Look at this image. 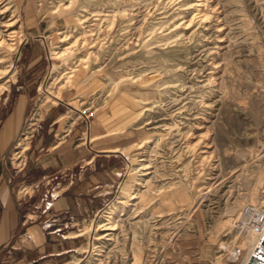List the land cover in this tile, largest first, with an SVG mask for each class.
I'll list each match as a JSON object with an SVG mask.
<instances>
[{
	"label": "rangeland",
	"instance_id": "374dc122",
	"mask_svg": "<svg viewBox=\"0 0 264 264\" xmlns=\"http://www.w3.org/2000/svg\"><path fill=\"white\" fill-rule=\"evenodd\" d=\"M0 10L1 28L18 33L14 50L0 49L9 70H0V107L11 81L26 77L21 45L44 53L9 157L14 172L58 99V140L75 119L87 135L94 119L134 142L117 149L127 155L107 203L58 231L74 254L41 264H166V247L190 237L226 264L220 244L236 236L244 206L264 201V0H3ZM44 184L18 185L17 196L25 225L49 230ZM110 220L115 229L102 230ZM36 232L14 238L23 247Z\"/></svg>",
	"mask_w": 264,
	"mask_h": 264
},
{
	"label": "crops",
	"instance_id": "0c3cea01",
	"mask_svg": "<svg viewBox=\"0 0 264 264\" xmlns=\"http://www.w3.org/2000/svg\"><path fill=\"white\" fill-rule=\"evenodd\" d=\"M19 56L26 77L11 81L0 107V262L5 259V264H41L47 256L74 254L75 241L65 239L69 237L58 231L67 228V224L72 225L69 229L73 228L107 203L126 159V150L134 142H124L120 132L108 134L94 119L87 135L83 133V123L75 119L58 140L53 130L59 122V118L55 119L59 113L57 103L63 102L58 99L43 112V128L26 148L24 170L14 172L9 160L13 143L34 100L35 83L45 70L41 47L21 45ZM119 147L126 150L118 151ZM36 181L45 182V190L52 191V204L42 212V219L49 221V230H42L39 223L25 225L22 220L27 204L18 200L17 187ZM42 195L43 191H38L31 200L35 202ZM23 229L37 232L28 235L20 247L23 244L14 238V233ZM186 239L188 243L180 238L166 247L161 257L166 264H214L211 244L200 246L197 238Z\"/></svg>",
	"mask_w": 264,
	"mask_h": 264
},
{
	"label": "built area",
	"instance_id": "2783aa9c",
	"mask_svg": "<svg viewBox=\"0 0 264 264\" xmlns=\"http://www.w3.org/2000/svg\"><path fill=\"white\" fill-rule=\"evenodd\" d=\"M239 222L236 236L224 246H219L217 256L226 264H264V201L247 204ZM249 232L251 244L244 249L240 241Z\"/></svg>",
	"mask_w": 264,
	"mask_h": 264
},
{
	"label": "bare ground",
	"instance_id": "6f19581e",
	"mask_svg": "<svg viewBox=\"0 0 264 264\" xmlns=\"http://www.w3.org/2000/svg\"><path fill=\"white\" fill-rule=\"evenodd\" d=\"M3 0H0V3L2 2ZM200 5V3H194L193 4V6H199ZM192 5H189L188 7H193ZM197 10H200L199 8L197 9ZM200 11H202V10H200ZM2 12V10H0V13ZM205 15H206V13L205 12H202L201 13V17L200 18H202V19H204L205 20ZM11 25H13V22H9V21H6V23H4L3 24V26H6V27H8V26H11ZM9 29H2L1 28V26H0V49H4V50H6L7 52H10V51H12V50H14V47H13V44H14V42H13V40H15L14 38H16L17 37V34L18 33H16V31L15 30H11V31H8ZM6 61V59L5 58H2L1 60H0V70L2 71V74H6V73H8V71L9 70H6L7 69V67L5 66V63L7 62H5ZM54 97H56L57 98V96H54ZM23 139H25V137L24 138H22V140ZM20 144V143H19ZM135 197V195H132V196H130V198H134ZM245 207V206H244ZM239 214V213H238ZM243 219H244V217H242ZM109 220V219H108ZM111 222H105V223H102L100 226L102 227L101 229L102 230H112V229H115V224H113V221L112 220H110ZM107 235V234H106ZM101 237V236H100ZM251 240H252V236H251V234H250V232L248 233V234H246V235H244L243 236V239L240 241L241 243V246L244 248V249H247V247H249L250 246V244H251ZM222 242V241H221ZM220 244V243H219ZM221 246H224L225 245V242L223 243H221L220 244ZM103 248H105V247H103ZM218 249V248H217ZM216 249V250H217ZM100 251V252H99ZM97 253H100V254H102L101 252H105L104 250H102V249H100ZM107 257V255H104L103 254V257ZM106 259V261H107V258H105ZM216 259V258H215ZM222 262V261H221ZM224 264V263H223Z\"/></svg>",
	"mask_w": 264,
	"mask_h": 264
}]
</instances>
